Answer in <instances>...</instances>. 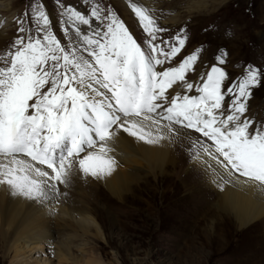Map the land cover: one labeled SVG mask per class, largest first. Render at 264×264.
Segmentation results:
<instances>
[{
    "label": "snow or ice",
    "instance_id": "1",
    "mask_svg": "<svg viewBox=\"0 0 264 264\" xmlns=\"http://www.w3.org/2000/svg\"><path fill=\"white\" fill-rule=\"evenodd\" d=\"M54 3L56 21L45 0H29L0 50V186L9 196L53 215L74 171L96 180L113 173L110 145L125 134L169 147L195 135L189 150L217 174V187L264 189V123L247 116L264 66L233 76L222 48L206 64L185 27L162 26L136 0L126 6L138 36L104 0Z\"/></svg>",
    "mask_w": 264,
    "mask_h": 264
},
{
    "label": "rangeland",
    "instance_id": "2",
    "mask_svg": "<svg viewBox=\"0 0 264 264\" xmlns=\"http://www.w3.org/2000/svg\"><path fill=\"white\" fill-rule=\"evenodd\" d=\"M63 2L80 5L82 0ZM104 2L112 5L130 30L139 35L127 0ZM136 2L147 7L162 26L172 30L185 27L192 41L189 47L203 45L201 59L206 64H212L217 50L222 48L229 54L227 71L233 76L244 65L264 66V0H149L148 5L143 0ZM28 3L29 0H0V22L13 21ZM45 3L50 18L56 21V3ZM10 23L5 29L0 25V33L4 32L0 50L15 35V25ZM54 30L66 43L58 26ZM247 116L258 124L264 123V87L257 89L249 101ZM195 138L194 135L186 141L188 145L180 146L182 155L190 160L195 150L190 151L189 146ZM185 166L176 172L173 187L163 184L165 174L172 173L157 171L156 178L147 176L142 181L146 184L144 190L127 196L126 202L104 190H95L92 196L81 184L68 182V187H61L62 192H67L64 198L70 205L90 211L103 236L84 238L79 228L76 233L71 227L57 226L54 244L71 246V255L66 254L60 261L55 251L50 256L46 247L30 264H42L47 258L49 264H264V221L242 228L234 219L221 215L200 192L207 190L204 171L190 168V163ZM141 173L145 176L148 172ZM186 180L189 182L185 188ZM7 249L0 233V264H11Z\"/></svg>",
    "mask_w": 264,
    "mask_h": 264
},
{
    "label": "bare ground",
    "instance_id": "3",
    "mask_svg": "<svg viewBox=\"0 0 264 264\" xmlns=\"http://www.w3.org/2000/svg\"><path fill=\"white\" fill-rule=\"evenodd\" d=\"M143 1L147 5L149 4V0ZM1 22L3 23L0 25H4L2 29H5L10 26L12 19ZM3 39L4 32H1L0 41ZM186 141H179L172 147L149 145L127 137L125 134L111 142L110 146L115 149L112 155L115 156L118 166L110 176L96 180L84 177L78 171H74L68 182L81 184V188L85 189L87 194L91 192L92 196L95 190H104L118 201L126 202L127 196L144 190L145 183L142 181L148 179L147 176L156 178L155 172L157 171H161L163 174L170 171L172 174L169 175V172L165 174L163 184L173 187V178L176 172L179 168L184 169L183 167L190 163V168L193 166L204 171L207 190L203 191L202 189L200 192L207 195V204L214 203V207L221 215L234 219L242 228L251 226L258 221H264V189H261L257 184L243 183L242 181L235 185H224L223 188L217 187V174L206 167L203 160L196 161L192 156L190 160V157L182 155L184 152L181 153L182 147L180 148V146L188 145ZM205 159L208 164L214 163L210 158ZM142 170H146L147 175L143 176ZM188 180L183 182L185 188ZM155 184L159 185V183ZM93 201L94 198H92V203ZM69 203L71 202L61 197V202L53 206L55 213L49 216L46 209L39 208L31 201L11 197L8 195L7 189L0 186V233L7 242V252L11 264H30L35 255L44 253L46 247H51L60 261L65 259V256L70 254L71 246L63 245V243L58 245L51 243L55 239L57 226L71 227L76 233L79 228V232L84 238H102L101 227L91 212ZM49 262L50 259L47 258L42 264H49Z\"/></svg>",
    "mask_w": 264,
    "mask_h": 264
}]
</instances>
